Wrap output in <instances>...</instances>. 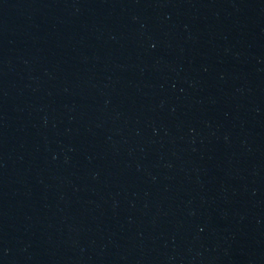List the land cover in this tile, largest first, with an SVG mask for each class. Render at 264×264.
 I'll list each match as a JSON object with an SVG mask.
<instances>
[{
    "label": "water",
    "instance_id": "1",
    "mask_svg": "<svg viewBox=\"0 0 264 264\" xmlns=\"http://www.w3.org/2000/svg\"><path fill=\"white\" fill-rule=\"evenodd\" d=\"M0 264H264V0H0Z\"/></svg>",
    "mask_w": 264,
    "mask_h": 264
}]
</instances>
